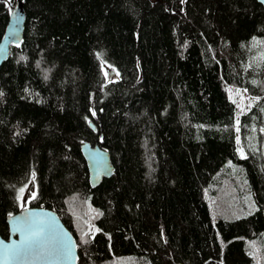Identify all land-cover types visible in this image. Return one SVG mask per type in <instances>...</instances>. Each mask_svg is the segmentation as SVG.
Instances as JSON below:
<instances>
[{"label":"trees","instance_id":"trees-1","mask_svg":"<svg viewBox=\"0 0 264 264\" xmlns=\"http://www.w3.org/2000/svg\"><path fill=\"white\" fill-rule=\"evenodd\" d=\"M22 2L0 67V235L32 184L26 208L58 213L78 264H264V6ZM230 87L256 99L240 115ZM85 142L115 165L94 188Z\"/></svg>","mask_w":264,"mask_h":264},{"label":"water","instance_id":"water-1","mask_svg":"<svg viewBox=\"0 0 264 264\" xmlns=\"http://www.w3.org/2000/svg\"><path fill=\"white\" fill-rule=\"evenodd\" d=\"M256 1L264 6V0ZM25 23L24 4L22 0H17L0 42V67L8 59L11 45L22 41ZM81 148L87 161L90 184L93 188L97 187L104 178L114 174L115 165L111 153L99 144L92 146L88 142L83 143ZM8 224L9 238L0 235V264H78L77 239L57 212L44 207H28L9 216ZM32 240H38L46 254L17 256V250L27 247ZM61 244L71 248L70 256L56 254L55 250Z\"/></svg>","mask_w":264,"mask_h":264},{"label":"rangeland","instance_id":"rangeland-1","mask_svg":"<svg viewBox=\"0 0 264 264\" xmlns=\"http://www.w3.org/2000/svg\"><path fill=\"white\" fill-rule=\"evenodd\" d=\"M230 97L235 101L237 105L238 115L245 112L256 100L253 97H251L246 91L235 88V87H230ZM33 193H34V188L32 184H29L23 188L21 192V199H22L21 205L23 208L24 207L26 208L28 206V199L29 197H31ZM230 205L229 206L231 207V211L229 212L230 215L227 216L228 219L244 214L242 213L241 210L238 211L237 207H235L231 202H230ZM217 207L223 210H225L224 208H226L225 205L221 201L217 203ZM248 208H249V211H252L254 209V202L250 201L248 204ZM215 209L216 208L213 205H211L212 212H214ZM126 264H130V263L127 262Z\"/></svg>","mask_w":264,"mask_h":264},{"label":"snow or ice","instance_id":"snow-or-ice-1","mask_svg":"<svg viewBox=\"0 0 264 264\" xmlns=\"http://www.w3.org/2000/svg\"><path fill=\"white\" fill-rule=\"evenodd\" d=\"M243 155V153H241ZM36 235H40L37 233ZM87 242V241H85ZM56 254L62 255L64 257L71 255V248L67 244H61L56 250ZM45 250L42 248L40 242L38 240H32L27 247L20 248L17 250V256H25V255H44ZM5 255H7V249H5Z\"/></svg>","mask_w":264,"mask_h":264}]
</instances>
